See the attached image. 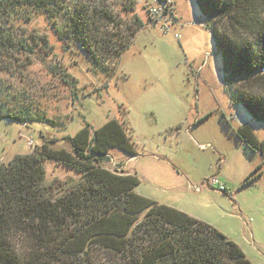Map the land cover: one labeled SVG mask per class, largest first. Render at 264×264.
Returning <instances> with one entry per match:
<instances>
[{"label":"rangeland","instance_id":"1","mask_svg":"<svg viewBox=\"0 0 264 264\" xmlns=\"http://www.w3.org/2000/svg\"><path fill=\"white\" fill-rule=\"evenodd\" d=\"M65 2L94 12L102 8L114 19V24L97 17L91 21V43L102 59L96 64L66 37L61 15L52 18L21 9L0 21L14 36L13 46L0 51V108L44 115L55 123L24 126L1 119L0 163L31 153L44 141L69 148L64 138L85 123L92 131L116 119L135 155L111 149L101 167L136 175L137 194L210 224L251 264H264V160L231 134L222 115L234 128L248 126L259 140L264 139V123L229 104L222 56L195 0H173L176 19L169 31L148 20L145 0ZM134 18L144 27L116 57V41L131 40L127 33ZM106 40L114 50L107 59V52H97ZM237 83L240 80L233 84ZM261 163V174L245 184ZM43 167L48 186L79 179L73 170L54 162L44 161ZM212 178L224 184L225 193L209 184Z\"/></svg>","mask_w":264,"mask_h":264},{"label":"trees","instance_id":"2","mask_svg":"<svg viewBox=\"0 0 264 264\" xmlns=\"http://www.w3.org/2000/svg\"><path fill=\"white\" fill-rule=\"evenodd\" d=\"M195 3L222 56L229 104L241 106L252 120L264 123V73H258L264 67V0ZM21 9L42 11L52 18L61 15L66 19V37L73 38L96 64L102 59L91 43V21L97 17L114 24L106 10L94 12L84 6H70L65 0H0V21ZM143 27L144 23L134 18L127 33L131 40L119 37L116 41V57ZM111 43L105 47L98 44L97 52H107L106 59L114 52ZM13 44L12 33L0 25V51H8ZM100 69L109 75L103 66ZM236 80L240 83L234 85ZM222 118L246 150L264 160V139H257L248 126L234 128ZM1 119L24 126L39 122L55 127L44 115L29 116L24 110L6 113L0 108ZM64 139L69 148L55 147V140L44 141L31 153L0 163V264H251L233 241L210 224L137 194L136 175L99 165L111 149L135 155L116 119L92 131L85 123ZM44 161L73 170L79 179L58 182L56 187L46 185ZM262 166L249 173L245 184L255 178V173L261 174ZM13 229L31 237L28 254L14 252L10 243Z\"/></svg>","mask_w":264,"mask_h":264},{"label":"built area","instance_id":"3","mask_svg":"<svg viewBox=\"0 0 264 264\" xmlns=\"http://www.w3.org/2000/svg\"><path fill=\"white\" fill-rule=\"evenodd\" d=\"M145 4V12L148 16V20L159 29L169 31L170 26L175 19L173 0H145ZM258 73H264V67L260 68ZM27 144L32 146L31 141ZM208 182L211 186H215L216 189L221 192L226 190L224 184L217 178H212Z\"/></svg>","mask_w":264,"mask_h":264},{"label":"clouds","instance_id":"4","mask_svg":"<svg viewBox=\"0 0 264 264\" xmlns=\"http://www.w3.org/2000/svg\"><path fill=\"white\" fill-rule=\"evenodd\" d=\"M10 243L18 255H26L29 253L33 241L26 232L13 229L10 235Z\"/></svg>","mask_w":264,"mask_h":264},{"label":"crops","instance_id":"5","mask_svg":"<svg viewBox=\"0 0 264 264\" xmlns=\"http://www.w3.org/2000/svg\"><path fill=\"white\" fill-rule=\"evenodd\" d=\"M175 7V6H174ZM175 19H176V17H175Z\"/></svg>","mask_w":264,"mask_h":264}]
</instances>
